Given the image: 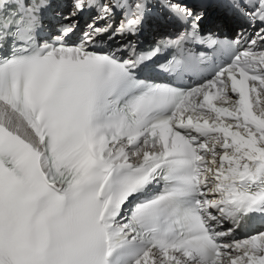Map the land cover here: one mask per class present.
I'll return each instance as SVG.
<instances>
[{"label":"snow or ice","instance_id":"obj_1","mask_svg":"<svg viewBox=\"0 0 264 264\" xmlns=\"http://www.w3.org/2000/svg\"><path fill=\"white\" fill-rule=\"evenodd\" d=\"M216 6L0 0V264H264V0Z\"/></svg>","mask_w":264,"mask_h":264},{"label":"bare ground","instance_id":"obj_2","mask_svg":"<svg viewBox=\"0 0 264 264\" xmlns=\"http://www.w3.org/2000/svg\"><path fill=\"white\" fill-rule=\"evenodd\" d=\"M70 3V2H69ZM68 8H70L69 6H67ZM76 21H77V23H79L80 22V17H77L76 18ZM70 22V21H69ZM220 23L221 24V22L222 23H225L229 28H231V29H234V28H236V24L238 25L239 24V22H238V20L236 19V18H230V21H228L226 18H224V17H221V16H218V18L216 19V22H215V26H216V23ZM86 26H87V24H86ZM154 29H156V30H158L159 32H161V30H166L167 29V27H164V28H160V27H158V25H156L155 27H154ZM153 29V30H154ZM232 32L230 31V34H231ZM151 34V33H150ZM147 35H149V34H147ZM132 40L134 41V43H136L137 41H138V39H137V37H132ZM125 41H127V38H125ZM120 41H119V38L116 40V41H113V43H115V44H118Z\"/></svg>","mask_w":264,"mask_h":264}]
</instances>
